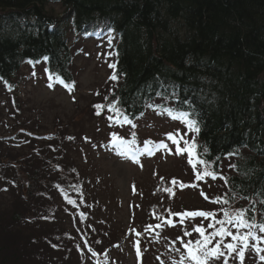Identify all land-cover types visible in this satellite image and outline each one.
I'll return each mask as SVG.
<instances>
[{
    "label": "trees",
    "instance_id": "1",
    "mask_svg": "<svg viewBox=\"0 0 264 264\" xmlns=\"http://www.w3.org/2000/svg\"><path fill=\"white\" fill-rule=\"evenodd\" d=\"M49 3H57L68 12L62 26L45 9ZM51 25L55 29H50ZM98 28L114 37L113 71L118 79L110 82L111 88L98 102L104 107L94 108L96 115L101 117L113 101L119 116L132 120L157 109L193 114L199 132L186 130L189 139L195 140V151L212 164L215 173L223 159L233 156L231 173L224 175L229 189L227 200L233 202L236 196L246 201L239 204L240 210L250 209L252 222L264 223V0H0V80L8 84V89L16 90L22 66L45 60L48 75L52 73L71 84V45L80 41L83 33ZM69 32L75 35L73 40H69ZM0 88L5 89L1 82ZM76 133L55 131L33 155L21 160L5 156L9 160L5 163L0 159V177L33 197L47 198L39 188L58 192L62 204L69 210L78 209L93 227L92 235L82 237L95 252L105 251L109 260L101 264H121L119 258L108 254L120 251L125 229L121 222L119 236L113 233L109 217L107 223L101 221L100 228L95 211L105 201L97 198L98 176L83 172L74 155L72 158L71 151L77 150V145L81 148L85 140L82 133H77L79 138ZM87 160L84 157L83 162ZM105 206L114 217L116 207L109 203ZM55 209L42 206L37 210L39 218L28 216L35 223L31 227L39 232L41 218L54 221ZM21 217L18 212L14 214L15 220ZM5 221L0 217V224ZM128 228L143 232L139 237L142 243L149 226L131 215ZM177 228L164 223L153 227L168 244L155 253L151 251L152 238L146 246L144 241L146 254L141 264L150 257L155 264H181L186 254L177 234L172 237ZM118 240L114 249L111 245ZM0 249L2 253L7 248ZM173 249L179 251L172 253ZM175 254L180 255L179 263ZM249 258L244 256L241 261L231 253L227 264H246ZM182 264L191 262L183 259ZM210 264H225V258Z\"/></svg>",
    "mask_w": 264,
    "mask_h": 264
},
{
    "label": "rangeland",
    "instance_id": "2",
    "mask_svg": "<svg viewBox=\"0 0 264 264\" xmlns=\"http://www.w3.org/2000/svg\"><path fill=\"white\" fill-rule=\"evenodd\" d=\"M45 9L55 15L59 20L58 24L63 25L68 19V12L57 3H49ZM111 46L108 41L98 43L92 40L91 35L71 45L74 54L71 68L74 79L69 84L72 85L71 91L56 78L50 81L40 64L22 66L17 75L16 90H10L5 85V89L0 88V159L4 158L6 163L8 157L21 160L29 154L33 155L37 146H40L43 140L50 139L55 131L82 133L85 138L82 139L83 149L77 145V150L71 151L72 158L75 156L74 159L79 162L77 165L82 166L83 172L98 176L96 191H99L100 196L97 198L116 207V213L111 217L112 215L105 211V203L97 206L95 213L100 221L99 226L101 228V221L107 223L109 217L113 223V233L119 236L121 222L126 230L123 234L124 242L118 248L120 251H110L108 256L119 258L121 264H136L146 254L142 245L144 241L145 246L149 240L154 243L151 251L155 253L162 250L161 246L168 244L153 229L155 222H164L165 218H168L169 223H164L165 225H176L179 230L173 232L172 237L176 234L183 237L186 231L191 233L190 236H185V242L203 239L195 231L197 226L206 229V234L213 231L208 228L210 219L170 215L169 210L173 214L211 212L216 214V220L219 221L225 218L224 211L235 214L239 210V204L245 205L247 202L236 196L230 203L214 202L217 197L227 200L229 189L223 180L224 175L231 173L233 157L223 159L216 179L205 177L197 180L196 173L202 171L204 166L197 164L194 169L189 163L188 153L176 154V144L167 136L172 134L180 140L181 148L185 147L184 141L191 142V135H188L186 130L187 125L181 120L173 119L169 115L171 119L167 118L160 111L147 110L132 123L124 125L114 121L115 116L106 110L101 112V117L100 114L96 115L95 106L100 105L98 102L102 101L106 90L111 88L110 82L114 81L110 79L114 72L113 68L109 67L113 64ZM122 128L126 130L123 131ZM113 134L125 142H135L127 143L126 146L116 144L113 142ZM145 142H150V145ZM160 143L167 144V149L157 148L156 145ZM127 146L134 150L125 152L124 147ZM42 148L46 150L45 147ZM146 149H152V154ZM84 157L88 159L86 162H83ZM69 159L72 161L70 157ZM206 164L211 171V165ZM173 179L176 181L175 185L172 184ZM6 181L4 177H0V217L3 221L6 220L0 224V248H7L0 252V264H101L109 260L105 251L95 252L83 240L82 236L92 235L93 227L86 223L79 212L64 206V200L58 192L52 193L46 187H41L43 189L39 188L40 193L44 192L47 198L33 197L31 192L27 194L26 189L15 188L12 182ZM92 200L97 202L96 198ZM42 206L47 210L56 208V218L54 221L41 218V229L38 232L37 228H33L35 223L29 221L28 216L32 218L39 215L37 210ZM17 212L22 217L15 220L14 214ZM131 215L136 216L137 222L143 219L149 226L141 243V258L140 250L138 254L139 246L136 244L139 245V237L143 236V232L128 228ZM219 227L217 224V228ZM61 230L63 232L58 235L57 232ZM253 231L257 235H264L257 229ZM226 238L228 240H225V243L231 241V237ZM259 247L264 248V243H260ZM104 249L103 246L102 250ZM171 252L178 251L173 249ZM247 255L251 258L246 260V264H264L259 262H264L260 259L264 252L256 256L249 248L243 257ZM179 256H174L176 263H179ZM236 256L238 255L233 252L232 257L236 259ZM143 264L155 262L150 257L146 258Z\"/></svg>",
    "mask_w": 264,
    "mask_h": 264
},
{
    "label": "snow or ice",
    "instance_id": "3",
    "mask_svg": "<svg viewBox=\"0 0 264 264\" xmlns=\"http://www.w3.org/2000/svg\"><path fill=\"white\" fill-rule=\"evenodd\" d=\"M109 46H111V37H109ZM46 59V58H45ZM109 67L115 68V64H110ZM47 71V70H46ZM53 79V74L49 73V80L51 81ZM57 80L61 84H64L66 88L71 91L72 85L66 84L63 80H60L59 77H56ZM112 80H117L118 77L115 73L110 77ZM51 87V83L49 84ZM159 95V93H157ZM115 101L113 103L109 104L107 107L110 111H115L119 115V109L115 107ZM98 110L102 109L104 106L102 105H96L95 106ZM166 113L171 116L173 109H165ZM178 114L175 116H172L173 119H179L183 123H185L188 127L189 131L193 132H199L198 122L195 119H192V115L188 112L178 111ZM99 114V111L98 113ZM109 119H112V117H109ZM125 122L128 121L127 116H124ZM168 139L172 140L174 144H176V154H183L184 152H187L189 155V163L193 166V168H196L197 164L203 165L204 169L202 171H198L196 173V179L201 180L205 177H211L212 179H216V173L214 171H209L207 164L200 158V153L198 151H195L197 149V145L195 144V140L193 139L190 143L189 141H184L185 147H180V140L173 137L172 134H167ZM114 140L113 142L119 145H125L127 143H134L135 141L131 142H125L123 140H120L113 134ZM182 139V137H181ZM146 145L150 142H145ZM157 148H165L167 149V144L160 143L156 145ZM149 154H152V149H146ZM169 151H171L169 149ZM195 151V155H194ZM227 182V181H226ZM172 184L175 185L176 181L173 179ZM183 186V185H181ZM166 191H172L171 189H166ZM174 194V193H173ZM216 203H224L226 204L228 201L217 197L215 199ZM69 203H74V201H69ZM251 211L250 209H241L238 210L235 214L229 213L227 211L223 212V216L225 217L222 220L217 221L216 220V214L211 212H204V211H198V212H184V213H171L169 210L170 215H176V216H200L204 217L205 219H210V223L208 224V228L213 229L212 232H208L206 234V229H204L202 226H197L195 228V231L200 234L203 239L192 241L189 240L187 242L184 241L183 237H178L177 239L180 241L181 246L185 252V256L182 257L183 259H188L191 264H210V261L212 260H219L221 257L225 258V264H227V256L233 252H235L241 259L243 260V255L246 250L251 248L253 251L257 252L258 254L261 252H264V248H260L259 244L264 243V235H257L253 229L258 228L259 232L261 234H264V223L255 224L252 222V219L248 217V213ZM164 223H169L168 218H165ZM217 224L220 225L219 228H217ZM227 225V227H226ZM156 227H160V225H156ZM235 229V231H233ZM191 233L185 232V236H190ZM219 237V240H216V238ZM231 237V242L225 243V238ZM216 240V243L214 246L209 247V245L212 244V241ZM252 241H255V243H251ZM195 245V246H193ZM179 251V249H177ZM138 254H139V248H138ZM260 259L264 260V255H260ZM181 261V264H182Z\"/></svg>",
    "mask_w": 264,
    "mask_h": 264
},
{
    "label": "bare ground",
    "instance_id": "4",
    "mask_svg": "<svg viewBox=\"0 0 264 264\" xmlns=\"http://www.w3.org/2000/svg\"><path fill=\"white\" fill-rule=\"evenodd\" d=\"M50 29H55V25H51V26H50ZM68 38H69V40H72V37L70 36V34H68ZM208 164L211 165L210 169H212V164H211V163H208ZM223 182H224V184H226V180H225V179L223 180ZM250 250H251V253H252L253 255H256V256L259 255L257 252L253 251L251 248H250Z\"/></svg>",
    "mask_w": 264,
    "mask_h": 264
}]
</instances>
